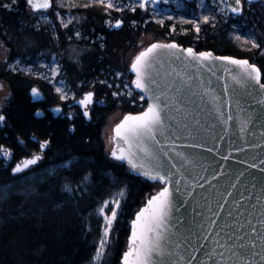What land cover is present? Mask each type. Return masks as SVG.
<instances>
[{"label": "water", "instance_id": "1", "mask_svg": "<svg viewBox=\"0 0 264 264\" xmlns=\"http://www.w3.org/2000/svg\"><path fill=\"white\" fill-rule=\"evenodd\" d=\"M160 1L147 0L146 5ZM224 1L229 14L235 17L242 14V1L264 2L241 0V12L233 13L229 5L236 7L235 0ZM29 7L33 13L47 10ZM117 21L121 22L119 27H116ZM117 21L110 30L118 31L123 27V21ZM173 43L178 45L176 42L167 44ZM152 44L167 45L153 42L148 47ZM188 48L197 55L190 56L185 51ZM201 52L211 53V57L201 59L198 56ZM222 56L247 60L216 55L212 51L198 52L180 45L176 49H157L151 54V66L147 69L146 83L150 89L147 93L132 83L135 73L130 66L131 88L144 96L146 107L124 116L138 115L147 109L148 103L154 102L149 97H159L162 119L156 126L154 138H145L141 147L133 149L135 162L144 164L146 170L170 175L171 182L149 179L140 169L132 168L127 159L118 160L112 154L111 158L126 165L130 174L162 185L137 213L164 187L169 188L172 207L163 240L167 252L155 258L156 264H233L236 260L233 252L247 255L252 250L250 240L256 242L254 251L264 255L260 240L264 237V89L255 81H245L238 65L217 59ZM260 83H263L262 76ZM33 88L36 87L31 90ZM31 90V103L39 101V96L34 97ZM88 92L93 93L84 92L72 103L83 113L85 108L79 101ZM56 109L61 111V107L51 109L54 115L60 112ZM41 114L37 110L35 117ZM113 134L112 150L126 149L127 145L115 137L114 130ZM137 213L129 223L124 252L128 250L132 222ZM241 244L248 247L241 249ZM213 251L223 252V258L213 254L209 260L208 254ZM124 252L119 264H122ZM255 260L256 264H261L259 256Z\"/></svg>", "mask_w": 264, "mask_h": 264}, {"label": "trees", "instance_id": "2", "mask_svg": "<svg viewBox=\"0 0 264 264\" xmlns=\"http://www.w3.org/2000/svg\"><path fill=\"white\" fill-rule=\"evenodd\" d=\"M24 5L25 2L20 0L21 11ZM250 5L254 8L255 4ZM74 12L82 13L85 17L79 28L82 37L88 38L87 40L76 41L72 36V28L61 29L56 25L58 40L53 41L47 27L36 31L30 25L28 46L30 58L40 52L41 47L50 54L68 53V48L74 44L81 46L83 53L76 61L62 56V71L75 90L79 81L93 78L101 69L130 68L133 61L127 55L126 58L125 54L121 55V51L127 52L134 45V31L147 29L150 34L162 37L167 35L170 27V21L166 20L162 26L152 23L141 25L135 22L131 28L129 23L135 21L136 14H129L127 18L123 17V28L114 31L105 25L107 16L104 9L98 6L93 5ZM16 14L13 12L11 15L13 26L22 33V24ZM2 16L6 21L9 13L3 12ZM257 16V12L250 14L249 11L243 15L251 24L255 23L264 35V23L256 21ZM52 19L55 20V17ZM226 30L222 26L210 28L207 24L201 27L202 35L198 43L193 41V36L179 41L184 47H193L198 52L211 50L216 55L250 59L261 67L264 83V61L260 58L252 59L231 48L232 42L227 38ZM98 37L102 40H98ZM95 38L97 41H94ZM258 43L262 47L263 39H258ZM25 46L26 43L21 39L18 47L23 49ZM253 52L259 55L260 49H253ZM121 60L128 62L121 64ZM10 84L13 90L9 108L12 132L21 136L45 134L49 137L51 145L47 147L43 161L36 170L43 171L51 166L56 168L54 167L50 176L44 174L43 179L33 182L27 190L16 189L17 186L14 185L16 188L0 194V264H87L97 247L99 230L94 226L87 231L86 220L90 215H94L101 200L122 185L127 194L109 247V253L113 249V254L109 256V262L104 261V264H119L125 237L129 234V222L144 205L145 196L155 193L161 188V184L134 176L126 165L107 157L101 143V130L112 109H120L123 115L128 112L137 113L145 109L146 103L143 102V106L136 109L121 98H113L112 89L97 85L92 89L97 96L105 94L108 107L97 109L90 122L76 118L71 125V131L60 119L50 120L47 125L44 120L33 117L35 105L27 96V90L33 86L32 80L22 74H14ZM43 87L53 95L48 85L44 84ZM87 89L88 87L81 86L77 94L82 95V91ZM53 97L57 103L60 102L55 95ZM72 160L74 161L68 168L58 167ZM87 176L92 182V188L87 194H72L64 189L66 183L80 185ZM112 179L117 184L113 183ZM16 182L17 180H13L3 170L0 171V187Z\"/></svg>", "mask_w": 264, "mask_h": 264}, {"label": "rangeland", "instance_id": "3", "mask_svg": "<svg viewBox=\"0 0 264 264\" xmlns=\"http://www.w3.org/2000/svg\"><path fill=\"white\" fill-rule=\"evenodd\" d=\"M17 1L18 0H16V2ZM23 1L26 4V0ZM16 2L12 5L15 6ZM108 2L109 0H104V3H99L98 0H52V5L49 9L37 13H33L29 6L26 5V7L30 21L29 23L36 31H38L41 27H47L53 41H56V25H58L61 29L72 28L73 38L76 41H80L82 39H88L86 37H82L79 28L83 24L85 17L82 13H76L74 10L91 7L93 5L98 6L104 9L107 16L105 25L110 26L120 18L123 20V17L127 18L126 16L129 14H136V10L140 9L138 6L139 4L133 0H110L113 5L112 8L107 7ZM147 7L151 10L147 16L148 21L161 25L163 23L160 22L161 20H167L170 21V27L167 35H163L162 37L159 36L160 38L157 37V34H150L147 29L137 30L138 32L134 31V33H132L133 35H136L134 36V45L125 53V58L130 52L132 53V56L130 55L131 57H129V59L131 58V61H133L141 51L146 49V47L153 42H160L164 44L176 42L178 45L183 46L180 44L181 42L179 40L193 36V41L198 43V40L202 35L201 27L206 26L207 24L210 28H220L221 26L225 27V29H227V38L232 42L231 48H235L238 52H241L252 59L260 58L264 61V45L260 47L258 43V39H263L264 41V35L257 28L255 23L251 24L246 17H243V15H245L248 11L250 14L257 12L258 16L255 20L260 21L263 24V2L256 3L254 8L251 7L250 3L244 2V10L241 17L230 15L224 0H193L190 2H184L183 0H161L158 6L149 4L145 6V8ZM133 8H135V11L132 10ZM111 13H117L120 15L115 16ZM53 16L55 17V20L52 19ZM206 17L207 19H205ZM134 25L135 22L132 20L129 23V27L133 28ZM197 29L199 30L197 31ZM98 40H102V38L98 37ZM94 41H97V38H95ZM258 48L260 49V52L259 55H256L255 52H253V49ZM68 49V53L61 52L62 55L58 52H54L58 53V55H53L54 53L49 54L47 52L41 54L38 52L33 58L29 57V59H25L26 61L19 60L15 62L11 69L13 72L22 74L32 80L33 85L35 86L43 87L44 84L48 85L51 88L53 95H55L60 102H70L71 100L80 97V95L77 94V91L81 86L88 87V89L85 90L88 91L93 90L92 88L97 85H103L112 89L111 94L113 98H121V100L128 102L130 106L135 107L136 109L143 106L140 96L134 93L131 88L130 82L132 77L129 76V67H125L121 71L101 69L93 78L79 81L76 85V90L71 87L61 68L62 59L66 56L67 58L76 61L83 53V49L81 46H76L75 44L71 45ZM247 60L261 69L259 64L252 62L250 59ZM262 75L263 71L261 69V76ZM57 89H61V91L58 92ZM129 92L131 95H129ZM114 93H116V95H113ZM62 96L65 98L61 99ZM123 116L124 115L120 109H112L106 117L102 127L101 143L104 149V154L109 158H111V151L114 146L113 130ZM73 161L74 160L68 161L58 167L68 168ZM54 167L56 168V166H51L43 171H31L29 174L21 176L17 179V184L13 183V185L0 187V194H5L11 188H16L14 185L17 186L16 189L24 188L27 190L32 186L33 182L43 179L44 174L46 176H50L54 171ZM89 178L90 177L87 176L80 185L74 186L66 183L64 189L72 194H87L92 188V182ZM112 181L117 184L113 179ZM126 194V188L122 185L116 187L110 192V195L107 198H104L98 203L94 211V215H90V217L87 218L86 230L90 231L94 226L98 227L99 230L97 247L93 257L87 264H104V261L109 262V256L113 254V249L109 253V247H111V239L113 237L116 224L121 217L122 206L126 199ZM145 198L148 199L149 196L146 195ZM114 201H118L119 206H117ZM101 209H103V211H101ZM113 209L116 211V218L112 222L108 235L105 236V217H111ZM102 238L105 239L103 248H101L100 245ZM126 239L127 237H125V246L122 253L127 247ZM98 249L100 250V256L97 258Z\"/></svg>", "mask_w": 264, "mask_h": 264}, {"label": "snow or ice", "instance_id": "4", "mask_svg": "<svg viewBox=\"0 0 264 264\" xmlns=\"http://www.w3.org/2000/svg\"><path fill=\"white\" fill-rule=\"evenodd\" d=\"M16 0H12L10 4H2L0 6L4 8H10L12 4H14ZM52 0H26V3L31 6L33 10L40 9H48L51 7ZM99 3H104V0H98ZM147 0H141L139 3L140 8H145ZM236 7H232L229 5L231 11L233 13L241 12V0H235ZM108 8H112V3H107ZM135 11V8L132 9ZM207 19V17L205 18ZM121 24L120 21H117L116 27H119ZM199 29H197L198 31ZM178 45L173 44H152L146 50L141 51L133 60L131 64V70L135 73V79L132 83L135 85L137 89H141L144 92H149L150 89L148 87V83H146V77L149 75L147 69L151 66V54L156 52L157 49H176ZM185 51L190 55H197L193 52V49L188 48ZM199 58L207 59L211 57V53L201 52L198 54ZM217 59L228 61L231 64L238 65L242 71L244 80L255 81L256 84H259L261 89H264V83H260L261 81V69L258 68L255 64H250L247 60H238L228 56L217 57ZM154 83V81H152ZM240 82L239 80L237 81ZM32 95L39 96V90L33 88ZM57 91H61V89H57ZM93 93L88 92L85 94L84 98L79 101V104L85 108L83 115L85 117L89 116V112L87 111V106L92 103ZM113 95H116L114 93ZM129 95L131 93L129 92ZM65 97H61L64 99ZM141 100L144 99V96L140 97ZM150 100H154V102L148 103V107L145 111L139 113L138 115H126L123 120L120 121L115 126L114 132L115 137L119 138V140L123 141L127 148H119L113 149L111 154L118 160L127 159L128 163L134 169H140L142 174L149 179L160 180L166 183L171 182L170 175L162 174L160 172H153L151 170H146L144 164H137L135 162V152L134 148H139L142 145V141L145 138H154L155 129L157 125L162 123L161 119V107L158 103L159 97H149ZM56 111H60V109H56ZM39 114V112L37 113ZM6 121V116L4 114H0V123ZM49 144V141L45 140L40 143V148H46ZM145 152L148 150L143 149ZM0 154H3L5 157H10L12 153L0 145ZM41 159L39 155H33L30 159H25L21 163H17L15 167L12 168L13 173H20L24 171V169L29 168L30 165H34ZM171 193L168 187H164L156 196L152 197L147 206L140 210L137 213L136 219L132 222V234L129 238L128 250L124 252L122 258V264H156V257H163L166 255V248L163 244V240L165 238V232L167 231L166 222L168 218V214L171 210L172 204L169 199ZM107 203V202H106ZM114 203L119 206L118 201H114ZM103 211V209H101ZM116 218L115 209L112 210L111 217H105L106 227H105V236L108 235L112 222ZM255 231V229H253ZM242 239V238H241ZM262 241V245H264V237H260ZM105 244V239L102 238L100 241L101 248H103ZM249 244L251 245V251L245 255L242 252H233L232 255L236 257V260L233 261V264H256L255 258L257 256L260 257L261 264H264V255L260 252L254 251L256 248V242L254 240H250ZM224 247V245H221ZM241 249H246L248 246L241 244L239 246ZM216 254L223 258L224 253H209L208 258L211 260L212 255ZM100 256V250H97V258ZM195 259V257H193ZM191 264V262H189Z\"/></svg>", "mask_w": 264, "mask_h": 264}, {"label": "flooded vegetation", "instance_id": "5", "mask_svg": "<svg viewBox=\"0 0 264 264\" xmlns=\"http://www.w3.org/2000/svg\"><path fill=\"white\" fill-rule=\"evenodd\" d=\"M10 3L11 0H0V5ZM26 5L23 6L24 9L22 11L20 10V0L16 2L15 6L12 5L10 8H4L0 6V114H4L6 116V121L0 123V145H3L4 148L8 149L12 153L10 157H5L3 156V154H0V171L3 170L13 180H17L21 176L27 175L31 171L36 170L40 166V163L43 161L47 147L51 145V139L49 137H46L45 134H27L21 136L19 134L13 133L11 128L9 108L10 103L13 99V90L10 84V80L14 74L18 75V73L13 72L11 68L15 62L19 60L26 61L25 59H29V57L31 56L28 46V29L30 27V21ZM242 6L244 10V1H242ZM243 10L240 17L243 15ZM150 11L151 10L148 7L145 9L140 8L139 10H136V19L134 22L141 23V25L151 23L147 20L148 13ZM3 12L9 13L8 20L6 21H4V17L2 16ZM13 12L15 14H18V16L17 14L15 16L20 19V23L22 24V33H20L19 30L14 29V21L13 17L11 16ZM121 21L123 20L121 19ZM165 21L166 20L160 21L163 22L161 26L165 23ZM124 24L125 22L123 21V25ZM109 27H111V25ZM21 39H23V41L26 43V46L23 49H20V47H18L20 46ZM56 40H58L57 35ZM44 52V48L41 47L40 53L44 54ZM53 53L54 52L50 54ZM125 53L126 51H121V55ZM53 55H58V53H54ZM130 55L132 56L131 52L128 54V57H131ZM126 62H128V60H121V64H124ZM111 70L118 71L119 69L111 68ZM32 87H36L40 93L39 101L32 103L35 105L32 113L33 117L38 120H44L45 124L47 125L49 124L50 120L60 119L64 121L70 129V126L76 118H81L86 122H90L91 119H93V117L95 116L97 109L108 107L105 94L103 93L102 96H97V93L92 90L94 96L92 104L87 107V110L89 112L87 121L86 117L83 115V111L81 110V108L78 105H72V103L81 98L82 95L74 100H71L70 102L57 103L53 95L45 90L44 87L33 85L27 90V96L30 102L31 95L29 94V91ZM57 106L61 107V111L57 115H54L51 109ZM37 110L42 113L41 115H39V117H35ZM45 140L49 141V144L46 148L41 149L39 145ZM33 155H39L41 156V159L37 161L36 164L30 165L29 168L24 169V171L20 173L12 172V168L15 167L17 163H21L23 160L31 158Z\"/></svg>", "mask_w": 264, "mask_h": 264}, {"label": "bare ground", "instance_id": "6", "mask_svg": "<svg viewBox=\"0 0 264 264\" xmlns=\"http://www.w3.org/2000/svg\"><path fill=\"white\" fill-rule=\"evenodd\" d=\"M18 85V84H17ZM12 87V86H11ZM56 106V105H55ZM6 185V184H5Z\"/></svg>", "mask_w": 264, "mask_h": 264}]
</instances>
